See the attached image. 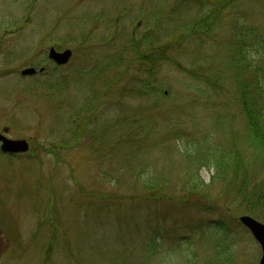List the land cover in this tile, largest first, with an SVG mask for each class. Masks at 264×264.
<instances>
[{
    "label": "rangeland",
    "instance_id": "374dc122",
    "mask_svg": "<svg viewBox=\"0 0 264 264\" xmlns=\"http://www.w3.org/2000/svg\"><path fill=\"white\" fill-rule=\"evenodd\" d=\"M218 2L0 0V131L30 143L26 154L0 148V264L260 263L261 246L238 220L264 223V200H234L213 182V166L200 170L202 190L191 186L195 155L231 142L255 170L249 187L264 191V170L246 154L241 75L226 53L238 18L264 36V0L217 9L213 40L192 49L203 41L189 38L192 21ZM149 32L183 40L182 50L136 61L134 42ZM52 45L74 51L62 75L48 60ZM248 52L253 68L242 80L254 88ZM31 66L52 76L23 78ZM201 74L218 88L202 85ZM115 78L114 91L96 99L95 88Z\"/></svg>",
    "mask_w": 264,
    "mask_h": 264
},
{
    "label": "trees",
    "instance_id": "16d2710c",
    "mask_svg": "<svg viewBox=\"0 0 264 264\" xmlns=\"http://www.w3.org/2000/svg\"><path fill=\"white\" fill-rule=\"evenodd\" d=\"M219 2L216 4H213L216 6L214 8V12L212 11L213 15H207V16H197L192 21L193 29L191 33L189 34V38L195 37L197 35L200 36V38L203 40L201 42H194L192 41L195 46H192V49H202L209 40H213L212 33L215 32L216 29V16L215 11L220 8V10L224 11L226 7L234 8L235 6H240L244 2V0H235L236 3L233 6L234 0H218ZM227 1V4H224ZM222 6V7H221ZM233 10V9H232ZM245 19V18H243ZM239 20V26L240 29L237 30L233 36L231 37L232 43L228 44L229 49L226 53H228V59H229V69L235 72V74L241 75V80L238 83L239 84V95H240V104L241 108H243L245 117H246V123H245V134L248 137V150L246 151L249 156L252 157L253 163H256L258 167L262 170H264V92H262L264 89V73H261L259 69H263L264 66V55L260 57L259 52L260 49L264 51V36L260 35V33H257L256 35H252V32H250L247 29H243L244 23H242L244 20L241 18H238ZM235 22V21H234ZM252 30V28H251ZM183 34V33H182ZM171 35V34H170ZM207 37V38H206ZM212 37V38H211ZM163 39L161 36H153L149 33H146V35L142 38H139L138 41L136 40L134 42V47L132 49V55L134 56L135 60H140L141 62L145 63L146 58L149 57H155L154 50H161L163 53L164 51L160 48L165 47L166 51L173 50L174 52H177L176 50L181 49L183 46V40H170L167 41H161ZM179 39H182L179 38ZM207 39V40H206ZM204 44V45H203ZM213 45V49L209 51H214L215 59H218V57L215 54L222 53V50H218ZM253 47L254 51V57H253V64L258 65L257 70H252V78L256 80V85L253 88V85H251L253 82L243 81L242 76L245 73H250V68L252 67V63H250V52ZM197 51L194 52V60L193 62L200 60L201 57H197ZM163 57L157 55V59L154 60L155 64L157 65V61L161 60ZM203 60H205L203 58ZM145 61V62H144ZM206 61V60H205ZM109 63L106 65H103L102 67L104 69H112L115 64ZM146 67L148 72L150 73L151 77H155L159 69L154 67V64H148L146 63ZM112 65V66H111ZM216 66L217 64H210ZM111 66V67H110ZM201 72L206 71V69L200 67L199 68ZM106 71V70H105ZM239 75V76H240ZM196 76V73H195ZM194 76V77H195ZM149 78V76H146ZM201 84L202 85H209L211 88L216 89L218 86L216 85V79L212 77V75H205L201 74L199 75ZM198 77V78H199ZM246 78L248 76H245ZM115 80V81H113ZM197 80V79H196ZM199 80V81H200ZM149 84H147L148 86ZM116 86V78L111 79V81H108L105 86H103V92L99 91L95 88V90L98 92L96 99L98 97L103 96L107 93H110L112 90L114 91ZM147 86H145L146 92H147ZM52 87L50 88V91L52 90ZM130 91V90H129ZM157 90L155 91V93ZM140 94H145L143 91H139ZM138 94V93H137ZM206 155L207 158L202 159L200 158L199 154L195 155L196 158H198V161H196L198 165V169L196 170V173L194 174V180L193 184V190L196 192L197 190L200 191L203 188V181L201 179L200 170L205 167H211L213 166L215 168L214 178L212 179L213 182H221L223 184L224 190L229 192L230 196L234 197V200L241 199V201H247L248 203H253V201L257 202H263L264 200V191L259 190L256 191V187L254 189H251L249 186L252 183V181L255 179L257 175L253 174L254 171L251 168V166L247 165V159H244L243 153H240L241 148L238 147L236 144L230 142V146L227 147H210L207 145L206 147ZM258 163V164H257ZM189 176L191 173H187ZM194 192V193H195ZM197 193V192H196ZM150 195H154L153 193H149ZM148 194V195H149ZM134 196V195H133ZM254 204V203H253ZM255 205V204H254ZM250 212V210H248ZM223 225V222H222Z\"/></svg>",
    "mask_w": 264,
    "mask_h": 264
},
{
    "label": "water",
    "instance_id": "95a60500",
    "mask_svg": "<svg viewBox=\"0 0 264 264\" xmlns=\"http://www.w3.org/2000/svg\"><path fill=\"white\" fill-rule=\"evenodd\" d=\"M73 51L65 49L63 51H57L52 47L49 51V58L58 65H64L71 59ZM44 67L40 68L39 71H43ZM37 72L35 67H27L22 70V75H33ZM8 129H4V132L0 131V148L5 154H18L26 153L30 149V144L26 139H13L7 136ZM239 221L244 227L251 232L255 240L260 244L262 249V256L259 264H264V223L257 220L251 215H242L239 217Z\"/></svg>",
    "mask_w": 264,
    "mask_h": 264
},
{
    "label": "flooded vegetation",
    "instance_id": "af4514ba",
    "mask_svg": "<svg viewBox=\"0 0 264 264\" xmlns=\"http://www.w3.org/2000/svg\"><path fill=\"white\" fill-rule=\"evenodd\" d=\"M52 47H54L57 51H63V50H65V49H69L70 47H65V48H63V49H59L61 46H58V45H56V46H54V45H52L50 48H49V50H48V60L52 63V65H53V67H54V70H55V72H61V75L62 74H64V72L66 71V68H67V66L69 65V63H70V61L69 62H67L66 64H64V65H58L57 63H55L53 60H51L50 58H49V51H50V49L52 48ZM72 51H73V49L72 48H70ZM73 55H74V51H73V54H72V57H73ZM72 57H71V59H72ZM70 59V60H71ZM36 69H37V72L35 73V74H33V75H22V70L20 71V73L19 74H21L22 76H23V78L24 77H28V76H32V77H34V76H39V77H44V75H50V76H52L51 74H49L50 73V71H48V68H46V67H44V70L43 71H39V69L40 68H42V67H40V68H37V67H35ZM25 69V68H24ZM54 75V74H53ZM55 76H58L57 74H55ZM37 78V77H36ZM90 112H92V111H90Z\"/></svg>",
    "mask_w": 264,
    "mask_h": 264
}]
</instances>
